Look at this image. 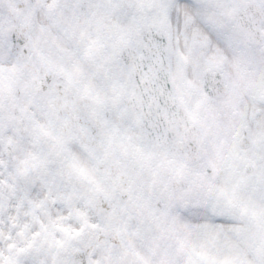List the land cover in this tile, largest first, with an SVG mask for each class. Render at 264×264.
Wrapping results in <instances>:
<instances>
[{
	"label": "snow or ice",
	"instance_id": "snow-or-ice-1",
	"mask_svg": "<svg viewBox=\"0 0 264 264\" xmlns=\"http://www.w3.org/2000/svg\"><path fill=\"white\" fill-rule=\"evenodd\" d=\"M0 264H264V0H0Z\"/></svg>",
	"mask_w": 264,
	"mask_h": 264
}]
</instances>
